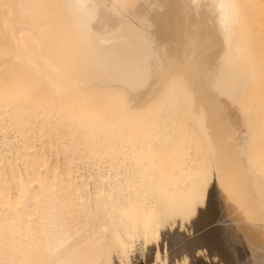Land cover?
I'll use <instances>...</instances> for the list:
<instances>
[{
  "label": "bare ground",
  "instance_id": "1",
  "mask_svg": "<svg viewBox=\"0 0 264 264\" xmlns=\"http://www.w3.org/2000/svg\"><path fill=\"white\" fill-rule=\"evenodd\" d=\"M168 216L264 264V0H0V264H131Z\"/></svg>",
  "mask_w": 264,
  "mask_h": 264
},
{
  "label": "rangeland",
  "instance_id": "2",
  "mask_svg": "<svg viewBox=\"0 0 264 264\" xmlns=\"http://www.w3.org/2000/svg\"><path fill=\"white\" fill-rule=\"evenodd\" d=\"M210 210L214 223L206 230L217 226L216 221L221 216V207L216 203V198L211 199ZM199 236L197 229L188 226L186 220L180 218L166 217L159 229L157 239L148 237L145 242L138 239V243L131 255V264H224V255L221 251L211 253L209 246H202L197 250L187 248L194 243ZM219 244L226 247L225 239L220 238ZM119 252V251H117ZM119 255L126 259L123 253Z\"/></svg>",
  "mask_w": 264,
  "mask_h": 264
}]
</instances>
